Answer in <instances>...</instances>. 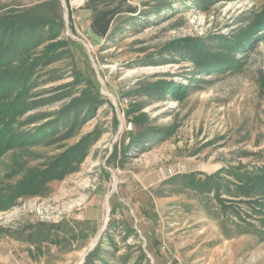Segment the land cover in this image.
<instances>
[{
  "label": "rangeland",
  "instance_id": "rangeland-1",
  "mask_svg": "<svg viewBox=\"0 0 264 264\" xmlns=\"http://www.w3.org/2000/svg\"><path fill=\"white\" fill-rule=\"evenodd\" d=\"M86 4L0 0V264H264V0Z\"/></svg>",
  "mask_w": 264,
  "mask_h": 264
},
{
  "label": "trees",
  "instance_id": "trees-1",
  "mask_svg": "<svg viewBox=\"0 0 264 264\" xmlns=\"http://www.w3.org/2000/svg\"><path fill=\"white\" fill-rule=\"evenodd\" d=\"M114 1L116 0H87V4H86L87 8L93 10V16L90 27L93 33L99 37H105L106 34L109 32L111 27L110 16L114 13L113 10L100 9L99 5ZM0 29H1L0 31H2V35L0 37L4 38L6 33L8 32L5 24L3 26H0ZM17 30L18 29L16 28L14 36L18 35ZM14 36L11 37V43H14ZM11 43L9 45H7V43L0 44V65L3 63L2 66L6 64L5 62H2L3 55L1 52H3L5 49L11 48L13 45H16V43L15 44H11ZM2 66L0 67L2 68ZM1 68H0V156L3 155L5 150L11 145L10 135H12L11 134L13 130L12 127L15 123L17 116L22 112L23 109V107H20L21 102L11 101L10 103L7 104V102H4L1 99V96L4 95V93H7L6 87L9 85L8 83L10 82V80H12L9 78L8 73L2 71ZM17 79L19 81H22L24 79V74L22 73L21 76L18 77ZM34 177L35 176L25 180L26 186L28 187L36 186L40 181H42L45 178L44 174L40 176H36L35 180ZM187 183L188 184L186 185H190L195 190L198 189L202 190L204 193H210L216 190V186L214 183H211V180L203 182V181H197L193 178L192 180H189ZM253 184L254 183L252 182L251 185L246 187L241 185V189H242L241 191L244 192L255 191L257 187L253 186Z\"/></svg>",
  "mask_w": 264,
  "mask_h": 264
},
{
  "label": "built area",
  "instance_id": "built-area-1",
  "mask_svg": "<svg viewBox=\"0 0 264 264\" xmlns=\"http://www.w3.org/2000/svg\"><path fill=\"white\" fill-rule=\"evenodd\" d=\"M129 128H131V123L129 124ZM174 173H175V170L173 167H168V168H165L164 170H162L163 175H172Z\"/></svg>",
  "mask_w": 264,
  "mask_h": 264
}]
</instances>
